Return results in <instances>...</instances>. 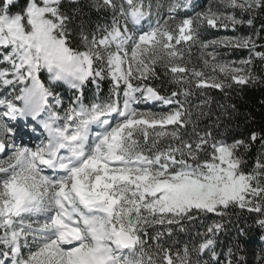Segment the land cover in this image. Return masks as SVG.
<instances>
[{
	"label": "snow or ice",
	"instance_id": "snow-or-ice-1",
	"mask_svg": "<svg viewBox=\"0 0 264 264\" xmlns=\"http://www.w3.org/2000/svg\"><path fill=\"white\" fill-rule=\"evenodd\" d=\"M260 86L264 0H0V264H264Z\"/></svg>",
	"mask_w": 264,
	"mask_h": 264
},
{
	"label": "trees",
	"instance_id": "trees-1",
	"mask_svg": "<svg viewBox=\"0 0 264 264\" xmlns=\"http://www.w3.org/2000/svg\"><path fill=\"white\" fill-rule=\"evenodd\" d=\"M208 2H209V0H199V3H201L202 5H206ZM219 34L220 33L210 32L208 34V37L213 38ZM260 71H261L260 68L257 67V72L260 73ZM104 92H107V84L106 83L104 85ZM64 95H65V97L68 95L67 91H65ZM88 95L90 97L91 93L89 92ZM244 95H245V102L243 104L242 110H248V109L253 110V113L255 115V119H256L257 123L259 124L262 120H264V116H262V113H264V108H261L259 103H258L261 99H264V86H260V87H256V88H249L246 90ZM245 219H247V222L249 224H252V220L250 218H248L247 214H245L244 217L241 218L240 223L242 224ZM229 227L231 228V226H229ZM258 235H259L258 230L253 228L251 230V236L253 237V239H255L257 241L256 246L259 245Z\"/></svg>",
	"mask_w": 264,
	"mask_h": 264
},
{
	"label": "rangeland",
	"instance_id": "rangeland-1",
	"mask_svg": "<svg viewBox=\"0 0 264 264\" xmlns=\"http://www.w3.org/2000/svg\"><path fill=\"white\" fill-rule=\"evenodd\" d=\"M67 97V96H66ZM140 107H142V108H147V107H150V105H141ZM24 143H29V139H28V141H23Z\"/></svg>",
	"mask_w": 264,
	"mask_h": 264
}]
</instances>
